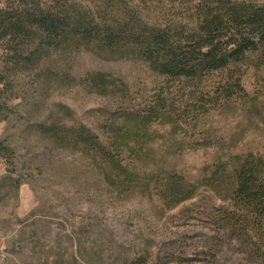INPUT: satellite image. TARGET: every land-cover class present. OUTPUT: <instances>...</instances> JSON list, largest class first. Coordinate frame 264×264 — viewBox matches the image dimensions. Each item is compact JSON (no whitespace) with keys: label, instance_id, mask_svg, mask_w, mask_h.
Listing matches in <instances>:
<instances>
[{"label":"rangeland","instance_id":"obj_1","mask_svg":"<svg viewBox=\"0 0 264 264\" xmlns=\"http://www.w3.org/2000/svg\"><path fill=\"white\" fill-rule=\"evenodd\" d=\"M57 63L61 80L22 77L17 113L0 124L17 156L0 165V264H264L213 220L237 172L264 166V71L247 72L245 97L196 121H150L118 152L112 132L145 110L156 77L129 54L87 48ZM99 71L107 89L92 84Z\"/></svg>","mask_w":264,"mask_h":264},{"label":"trees","instance_id":"obj_2","mask_svg":"<svg viewBox=\"0 0 264 264\" xmlns=\"http://www.w3.org/2000/svg\"><path fill=\"white\" fill-rule=\"evenodd\" d=\"M80 48L129 54L156 77L145 110L126 113L112 132L121 152L150 121H196L245 97L247 72L264 71V0H0V124L17 113L22 77L61 80L54 64L68 63ZM91 79L97 89L109 86L103 71ZM77 135L98 147L87 128ZM108 160L119 168L115 157ZM16 161L14 149L0 139V165L11 169ZM236 179L225 190L228 204L213 217L216 236L231 231L239 251L264 261L263 164H246Z\"/></svg>","mask_w":264,"mask_h":264}]
</instances>
